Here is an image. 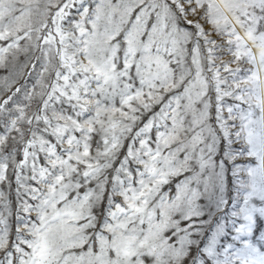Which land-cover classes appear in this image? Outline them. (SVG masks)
<instances>
[{"label": "snow or ice", "instance_id": "6c2138e0", "mask_svg": "<svg viewBox=\"0 0 264 264\" xmlns=\"http://www.w3.org/2000/svg\"><path fill=\"white\" fill-rule=\"evenodd\" d=\"M0 264H264V0H0Z\"/></svg>", "mask_w": 264, "mask_h": 264}]
</instances>
